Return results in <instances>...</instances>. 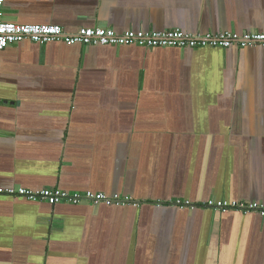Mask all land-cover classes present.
<instances>
[{"label":"crops","instance_id":"0c3cea01","mask_svg":"<svg viewBox=\"0 0 264 264\" xmlns=\"http://www.w3.org/2000/svg\"><path fill=\"white\" fill-rule=\"evenodd\" d=\"M3 20L118 33L264 32V0H5ZM0 264H264V48L44 44L0 51ZM189 201L195 208L175 201Z\"/></svg>","mask_w":264,"mask_h":264},{"label":"built area","instance_id":"2783aa9c","mask_svg":"<svg viewBox=\"0 0 264 264\" xmlns=\"http://www.w3.org/2000/svg\"><path fill=\"white\" fill-rule=\"evenodd\" d=\"M5 0H0V51L8 46L19 43L25 39L46 43L61 40L68 45L81 43L84 45H131L139 44L146 47L179 46V47H218L229 48L239 46H261L264 48V32H246L239 34L235 31H221L218 33H193L182 30L135 32L132 30L118 33L111 28H81L75 33H68L59 25L50 24H18L5 21L2 18ZM0 193L20 195L31 201H46L50 204L67 202L81 204L92 202L94 204L106 203L126 204L128 200L118 195L107 196L92 191L68 192L59 188H43L32 190L27 188H0ZM175 204L181 207L195 208L191 202L177 200ZM205 205L218 211L237 210L243 213L256 212L264 217V204L248 200L209 199Z\"/></svg>","mask_w":264,"mask_h":264}]
</instances>
